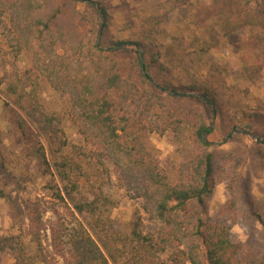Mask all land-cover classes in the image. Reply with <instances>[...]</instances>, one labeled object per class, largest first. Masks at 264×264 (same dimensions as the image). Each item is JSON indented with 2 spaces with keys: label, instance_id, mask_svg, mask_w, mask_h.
I'll list each match as a JSON object with an SVG mask.
<instances>
[{
  "label": "trees",
  "instance_id": "trees-1",
  "mask_svg": "<svg viewBox=\"0 0 264 264\" xmlns=\"http://www.w3.org/2000/svg\"><path fill=\"white\" fill-rule=\"evenodd\" d=\"M249 1L211 0L204 7V19L224 27L225 34L234 35L239 28L261 21L244 8ZM79 4L97 10L107 25L108 7L93 0H0L3 40L15 57L25 56L29 62L6 90L10 100L4 104L6 139L20 149L21 157L29 159L47 182L52 198L73 215L95 213L106 201L97 194L95 185L84 182L86 174L76 157L94 161L105 171L107 161H111L120 184L132 199L142 201L157 231L145 234L139 216L130 231L104 233L97 226L91 231L79 223L67 236L59 231L54 236L55 262H39L43 254V219L39 205L28 203L29 234L37 245L38 256L29 254L16 236L0 238V252H13L14 264H264V256L234 243L226 226L192 216V207L204 206L214 190L219 154L210 149L208 136L212 130L198 112L168 111L165 116L162 99L150 85L156 83L162 91H171L174 99L199 94L195 98L217 113L214 96L222 88L218 80L221 69L212 65L206 77L194 78V52L171 46L149 52L141 41L128 42L136 47L129 53L123 48L125 41L100 46L94 40L98 33L93 36L92 29H81ZM260 9L264 15L262 5ZM185 76L188 78L184 82ZM42 83L67 100L70 119L83 138V144L74 147L76 157L64 155L52 163L47 142L19 111L23 101L28 100L32 110L47 123L58 121L44 110L40 100ZM174 92L182 96L175 97ZM244 115L264 124L263 114ZM55 129L65 147V132ZM157 130L171 135L178 146L176 151L183 157L172 172L161 168L150 144L148 134ZM259 143L264 157V141ZM4 149L0 150V198L14 205L6 188L16 178ZM169 248L172 252L167 260L164 255Z\"/></svg>",
  "mask_w": 264,
  "mask_h": 264
},
{
  "label": "rangeland",
  "instance_id": "rangeland-1",
  "mask_svg": "<svg viewBox=\"0 0 264 264\" xmlns=\"http://www.w3.org/2000/svg\"><path fill=\"white\" fill-rule=\"evenodd\" d=\"M93 1L108 7L110 19L106 26L97 10L86 4L77 7L81 29H92L93 36L98 33L94 39L97 44L110 46L112 41H125L127 45L123 48L129 53L136 50L131 43L141 41L149 52L160 46L194 52L197 56L192 63L194 67H191V77L194 78L206 77L212 65L221 69L218 80L222 88L214 96L217 98V113L195 98L199 94L174 99L170 97L171 91H162L156 83L150 85L162 99L161 108L165 116L168 111L198 112L212 130L208 136L210 149L219 154L214 190L204 206L192 207V216L210 224L226 226L234 243H241L264 256V157L259 152V141H264V124L252 122L244 115H264V15L260 11L264 0L244 3L251 17L261 21L239 28L231 36L225 34L224 27L204 19V7L211 0ZM2 30L0 26V150L7 148L8 166L16 182L6 188L14 205L0 198V238L20 237L27 252L38 256L37 245L29 234L28 203L39 205L43 219V254L39 262H55L54 236L58 231L67 236L79 223L91 231L96 226L104 233L130 231L139 216L142 217L145 234L156 233V223L143 210L142 201L132 199L125 191L111 161H107L108 171H105L94 161L76 157L74 147L83 144V138L70 119L66 98L46 83H42L40 100L44 110L50 116H56L58 121L47 123L32 110L28 100L23 101L19 111L41 140L47 142L45 147L51 162L64 155L76 157L86 174L84 182L95 185L97 194L103 195L105 203L95 213L71 214L52 198L47 182L32 168L29 159L22 158L20 149L8 142L4 104L10 100L6 97V90L29 67V62L25 56L17 58L11 53L3 40ZM141 51L144 53L143 49ZM187 78L184 77V82ZM55 128H62L65 132V147H62V137ZM148 138L164 171L172 172L179 167L183 157L176 151L178 146L170 134L157 130L149 133ZM171 252L172 248H169L164 258L169 260ZM14 262L13 252H0V264Z\"/></svg>",
  "mask_w": 264,
  "mask_h": 264
},
{
  "label": "water",
  "instance_id": "water-1",
  "mask_svg": "<svg viewBox=\"0 0 264 264\" xmlns=\"http://www.w3.org/2000/svg\"><path fill=\"white\" fill-rule=\"evenodd\" d=\"M141 57L143 58V51H141ZM175 96H177V97H180V96H182V94H179V93H176V92H174L173 93ZM255 138V137H254Z\"/></svg>",
  "mask_w": 264,
  "mask_h": 264
}]
</instances>
